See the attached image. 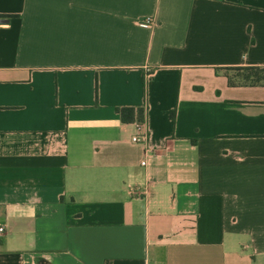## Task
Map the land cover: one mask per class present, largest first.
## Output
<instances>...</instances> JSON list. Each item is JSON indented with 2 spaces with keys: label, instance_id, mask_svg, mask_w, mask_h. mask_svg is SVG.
Wrapping results in <instances>:
<instances>
[{
  "label": "crops",
  "instance_id": "0c3cea01",
  "mask_svg": "<svg viewBox=\"0 0 264 264\" xmlns=\"http://www.w3.org/2000/svg\"><path fill=\"white\" fill-rule=\"evenodd\" d=\"M240 66L264 0H0V264H264Z\"/></svg>",
  "mask_w": 264,
  "mask_h": 264
},
{
  "label": "trees",
  "instance_id": "16d2710c",
  "mask_svg": "<svg viewBox=\"0 0 264 264\" xmlns=\"http://www.w3.org/2000/svg\"><path fill=\"white\" fill-rule=\"evenodd\" d=\"M236 71V78L239 81H233L231 79V85L237 83L249 84V85H264V67L261 66H240L230 68ZM175 112L172 113L174 117ZM121 116L124 121H140L144 122L145 120V108H139L135 110L134 108H124L121 110ZM42 264H49L43 262Z\"/></svg>",
  "mask_w": 264,
  "mask_h": 264
},
{
  "label": "built area",
  "instance_id": "2783aa9c",
  "mask_svg": "<svg viewBox=\"0 0 264 264\" xmlns=\"http://www.w3.org/2000/svg\"><path fill=\"white\" fill-rule=\"evenodd\" d=\"M149 24V20H147L146 22H144L142 25H148ZM133 140L134 141H136V142H146L147 141V135L145 134L144 136H142V137H137V136H135L134 138H133ZM148 151L150 152V149H148ZM152 151V150H151ZM154 153V152H153ZM154 156H158V154H154ZM142 164L144 165V164H146V161H143L142 162ZM3 230V228H0V231H2Z\"/></svg>",
  "mask_w": 264,
  "mask_h": 264
},
{
  "label": "rangeland",
  "instance_id": "374dc122",
  "mask_svg": "<svg viewBox=\"0 0 264 264\" xmlns=\"http://www.w3.org/2000/svg\"><path fill=\"white\" fill-rule=\"evenodd\" d=\"M237 81H239V80H237Z\"/></svg>",
  "mask_w": 264,
  "mask_h": 264
}]
</instances>
